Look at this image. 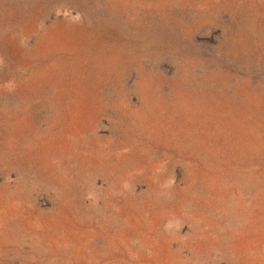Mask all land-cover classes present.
Here are the masks:
<instances>
[{
    "label": "rangeland",
    "instance_id": "374dc122",
    "mask_svg": "<svg viewBox=\"0 0 264 264\" xmlns=\"http://www.w3.org/2000/svg\"><path fill=\"white\" fill-rule=\"evenodd\" d=\"M0 264H264V0H0Z\"/></svg>",
    "mask_w": 264,
    "mask_h": 264
}]
</instances>
